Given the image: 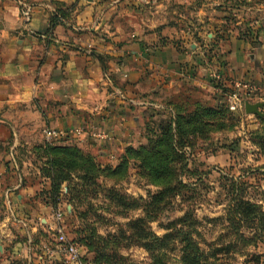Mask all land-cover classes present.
I'll list each match as a JSON object with an SVG mask.
<instances>
[{
    "label": "rangeland",
    "instance_id": "rangeland-1",
    "mask_svg": "<svg viewBox=\"0 0 264 264\" xmlns=\"http://www.w3.org/2000/svg\"><path fill=\"white\" fill-rule=\"evenodd\" d=\"M160 1L168 24L190 34L186 44L208 61L231 36L250 44L261 70L251 103L263 104L262 115L232 112L220 83L214 94L164 90L168 104L144 118L145 163L133 157L117 174L126 148L101 161L85 148L49 143L43 131L44 140L19 153L22 180L1 182L0 264H264V0ZM48 144L77 147L103 174L70 170L54 184ZM156 171L173 182L169 190L152 182ZM162 191L164 199L154 200ZM18 194H25L22 211L13 209Z\"/></svg>",
    "mask_w": 264,
    "mask_h": 264
},
{
    "label": "crops",
    "instance_id": "crops-1",
    "mask_svg": "<svg viewBox=\"0 0 264 264\" xmlns=\"http://www.w3.org/2000/svg\"><path fill=\"white\" fill-rule=\"evenodd\" d=\"M145 3L0 0V191L2 181L22 180L19 153L44 140L46 127L70 130L61 145L115 160L144 143L146 112L168 104L164 90L214 94L217 75L227 90L235 80L261 81L250 44L231 36L208 61L168 24L160 0Z\"/></svg>",
    "mask_w": 264,
    "mask_h": 264
},
{
    "label": "trees",
    "instance_id": "trees-1",
    "mask_svg": "<svg viewBox=\"0 0 264 264\" xmlns=\"http://www.w3.org/2000/svg\"><path fill=\"white\" fill-rule=\"evenodd\" d=\"M53 23H56V19H53ZM208 56V55H207ZM209 57V56H208ZM213 57V56H212ZM210 59V58H209ZM220 83V82H219ZM232 90V88H229L226 90L225 93H229ZM174 114V113H172ZM175 116V114H174ZM173 131H176L173 130ZM147 137V136H146ZM150 136L147 137V140ZM175 137V136H174ZM262 147L264 149V139L262 140ZM148 145H141L139 148L135 149L133 147H127L126 148V160L121 163L117 168H115L112 172V174H117L119 170L123 168H127L128 160L132 159L133 157L139 161L142 162V164L145 163L146 158L149 154H146L148 148ZM151 150H155V146H151ZM150 150V151H151ZM47 151V164L53 170V176L52 180L53 183L56 184V182L63 178V174L66 173V171L70 170H80L82 173L86 176L92 175L93 178H98L103 174V169L96 163L94 160V157L91 155H84L77 147H71V146H50L49 144L46 146ZM52 172V171H51ZM158 172L157 177L153 179V183L161 186L163 190L170 189L172 185V181L165 180V178H161V172ZM163 174V173H162ZM165 197V192L162 191L159 194H156L153 199L162 201ZM247 204V203H246ZM16 264V263H14Z\"/></svg>",
    "mask_w": 264,
    "mask_h": 264
},
{
    "label": "built area",
    "instance_id": "built-area-1",
    "mask_svg": "<svg viewBox=\"0 0 264 264\" xmlns=\"http://www.w3.org/2000/svg\"><path fill=\"white\" fill-rule=\"evenodd\" d=\"M28 12H26V15ZM217 81H222V77L217 75L215 76ZM232 90L227 94L228 97V108L232 112H239L245 110V103L250 101V97L254 95L256 91L255 84L245 80H235L231 83ZM44 136L49 143H53L55 140L62 139L70 132L64 130H56L52 128H44ZM60 242L64 245V249L71 256L76 257L78 249L76 245L68 240L64 234L60 235Z\"/></svg>",
    "mask_w": 264,
    "mask_h": 264
},
{
    "label": "water",
    "instance_id": "water-1",
    "mask_svg": "<svg viewBox=\"0 0 264 264\" xmlns=\"http://www.w3.org/2000/svg\"><path fill=\"white\" fill-rule=\"evenodd\" d=\"M263 104L261 103H251L250 101H247L245 103V112L247 114H258V115H262L260 108L262 107ZM2 249V247L0 246V250Z\"/></svg>",
    "mask_w": 264,
    "mask_h": 264
}]
</instances>
